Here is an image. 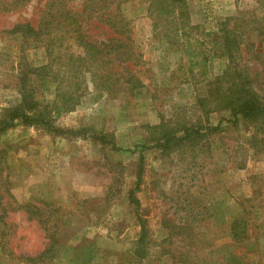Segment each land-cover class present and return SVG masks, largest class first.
Instances as JSON below:
<instances>
[{
  "label": "rangeland",
  "instance_id": "rangeland-1",
  "mask_svg": "<svg viewBox=\"0 0 264 264\" xmlns=\"http://www.w3.org/2000/svg\"><path fill=\"white\" fill-rule=\"evenodd\" d=\"M59 1L0 0V121L4 110L22 103L24 71L51 64L46 73H29L27 89L43 105L61 106L63 95H72V110L54 124L80 133L66 137L21 124L0 132V176L9 183L0 181V217L3 207L7 211L0 219V264H264V121L239 117L234 125L228 111L202 103L211 83L240 70L255 80L259 73L256 85L264 94V35L254 30L264 23V0H186L185 19L173 18L181 14L175 5L159 22L150 11L153 0L123 4L142 62L119 68L135 80L113 95L93 82L98 70L86 74L81 89L69 82L66 57L79 54L70 35L54 32L38 42L7 33L19 23L37 28L52 20ZM64 1L77 10L85 2ZM234 25L241 37L230 58L223 31ZM95 26L89 27L95 40L106 39L110 31ZM188 44L206 60L203 66L189 65ZM45 74L58 78L50 91L42 87ZM207 126L220 128L167 152L154 142L164 127ZM140 166L135 196L148 233L143 259L141 225L130 202ZM28 203L48 225L12 211ZM238 217L249 225L239 244L230 236ZM53 233L58 243L50 258L38 259Z\"/></svg>",
  "mask_w": 264,
  "mask_h": 264
},
{
  "label": "trees",
  "instance_id": "trees-1",
  "mask_svg": "<svg viewBox=\"0 0 264 264\" xmlns=\"http://www.w3.org/2000/svg\"><path fill=\"white\" fill-rule=\"evenodd\" d=\"M130 0H85L82 10L68 9L67 2L61 0L58 2V6L61 8L56 9V13L51 11V19L48 17L44 18L40 22L37 28L33 27L29 23L17 24L7 33L11 35L22 34L26 37L34 38L38 42H43L47 36L52 35L54 32L58 34L70 35L76 42L79 49V54H69L66 59L68 60L64 69L66 72H70L72 85L78 86L79 89L82 88L86 81V74H96L92 75L93 82H96V86L101 91H105L109 95L122 93L125 89V84L133 82L134 77L132 74L122 75L119 68L122 67L126 69L129 65H139L141 61V54L135 51V42L132 39V30L130 27V22L121 13V7L123 4L129 2ZM179 5V10L181 11L180 17L174 16L173 18L185 19L187 17L188 11L186 9V0H153L150 11L158 22L163 18L168 20L172 14L167 11V8L171 6ZM49 16V15H48ZM166 16V17H165ZM188 22V18L185 20ZM185 22V23H186ZM96 23V30L102 28L105 33L108 31V37L103 40H95V35L91 33L89 27ZM102 26V27H101ZM257 30L260 34L264 35V23H258ZM100 27V28H99ZM224 32V43L226 49L228 50L229 57H232L233 50L239 46L238 39L241 37V32L237 26L229 28L227 27ZM186 57L188 63L191 67L203 66L206 60L203 58L199 61V55L193 52L190 44L186 45ZM263 67L262 74L264 79V63L261 65ZM51 67L47 65L40 70H29L24 71L21 75V91H22V103L16 108L6 109L5 116L2 121H0V132H4L16 125L24 126H39L43 127L47 132L73 137L80 133L73 130H63L55 126V120L60 115L65 112L72 110L69 106L72 95H63V102L61 106L51 105L49 102L47 105H43V102L36 98V94L28 88V76L30 72L46 73ZM116 70L111 73H105L106 69ZM65 72V73H66ZM192 76L194 74L192 73ZM261 76L257 73L256 80L250 77L249 73H243L240 71H235L234 75L226 74L225 77L230 78L229 85L226 84V78H217L213 83H211L210 91L207 99L202 100L203 105H210L213 110H224L228 111L232 118L233 124L237 125L238 118L243 117L245 119L251 120L253 122L264 121V94L261 93V88L257 87V79ZM58 78L52 76L51 74H45L42 87L46 91H50L52 86L57 85ZM156 128V127H155ZM152 127V129H155ZM163 128L160 137L154 139L157 148L162 149L164 152L170 151L171 149L182 146L185 142L193 141L197 138H202L206 135L212 134L219 130L217 127H183L181 129H165ZM157 129V128H156ZM182 136H179L181 135ZM104 143L108 144L106 139H102ZM116 148V147H115ZM5 153L0 157V167L4 162ZM143 161L141 160V163ZM1 174V169H0ZM138 186L134 191L130 193V202L136 206V213L138 215V220L141 225V236L137 244L139 247V257L141 259L147 256V228L145 221L140 215V201L136 199L135 194L139 191V184L142 181V166H140V171L138 174ZM0 181L2 183H7L8 178ZM9 185V183H7ZM9 197H12L10 193V188L7 189ZM3 196L0 195V201ZM2 202V201H1ZM49 210L52 208L51 212L58 214L60 211L59 207H55L50 203H43ZM4 215L7 211L3 207ZM12 211H23L28 215L30 219H38L42 224L48 225L49 219L43 218V212L36 205L31 203L25 205H19L17 208H13ZM248 221L243 217L236 218L230 229L231 239L239 244L244 243L248 238ZM48 230V227H45ZM50 243L45 251L40 254L38 259L46 260L50 258L51 252L53 251L55 245L58 243L56 233L50 234ZM33 261L34 259H28Z\"/></svg>",
  "mask_w": 264,
  "mask_h": 264
}]
</instances>
